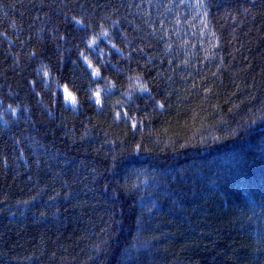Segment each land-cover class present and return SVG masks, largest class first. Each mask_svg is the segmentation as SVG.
<instances>
[{"label": "trees", "instance_id": "trees-1", "mask_svg": "<svg viewBox=\"0 0 264 264\" xmlns=\"http://www.w3.org/2000/svg\"><path fill=\"white\" fill-rule=\"evenodd\" d=\"M0 264H264V0H0Z\"/></svg>", "mask_w": 264, "mask_h": 264}, {"label": "snow or ice", "instance_id": "snow-or-ice-1", "mask_svg": "<svg viewBox=\"0 0 264 264\" xmlns=\"http://www.w3.org/2000/svg\"><path fill=\"white\" fill-rule=\"evenodd\" d=\"M76 25H80L81 21L80 20H76L75 21ZM105 36H107V33H104ZM95 40H93L91 43L87 44V47L92 50L95 51ZM113 48H115V45H113ZM116 51H119V49H116ZM83 56V53L81 54ZM84 62L87 64L88 69H91L90 75L93 78L94 81L98 82L100 79H102L103 77H101V74L98 70V68L94 67L91 63L90 60H88L87 56H83ZM43 76L45 78H47L49 76V72L45 71L43 73ZM141 93H148L149 89L147 87H145L143 84L140 85V89ZM56 94V93H54ZM95 99H94V103L97 105L101 104V91L98 89L95 93L92 94ZM63 97L66 103L70 104L72 106V108H75L77 106V99L74 95H72V93L69 91V89L67 87H65L63 89ZM92 98V96H90V99ZM161 108L164 107L163 104L160 105ZM11 115L15 116L16 112L15 110H11ZM116 118L120 119L121 118V113L119 111L116 112ZM124 117L127 118V113H124ZM133 127H136V124H133Z\"/></svg>", "mask_w": 264, "mask_h": 264}]
</instances>
